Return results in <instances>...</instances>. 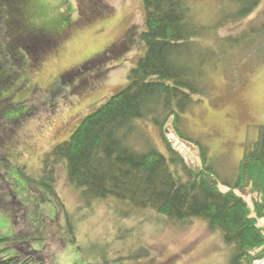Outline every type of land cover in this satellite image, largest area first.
Instances as JSON below:
<instances>
[{
    "label": "rangeland",
    "instance_id": "374dc122",
    "mask_svg": "<svg viewBox=\"0 0 264 264\" xmlns=\"http://www.w3.org/2000/svg\"><path fill=\"white\" fill-rule=\"evenodd\" d=\"M12 2L0 0V57L5 61L0 78L14 72L9 84H0V257L14 256L18 241L13 240L27 235L33 249L46 250L48 264H234L235 245L205 219L174 220L113 197L84 195L71 184L64 162L56 166L55 184L64 209L45 188H28L27 178L41 175L44 154L68 140L87 115L128 85L131 70L146 53L141 40L145 10L142 0H25L29 12L23 13L32 27L50 29L66 14L69 21L61 28L73 23L69 36L33 65L16 51L8 53V34L27 30L16 27L14 19L23 8L14 10ZM187 2L197 23L214 27L199 37L207 49H217L223 37L239 38L255 29L245 49L236 45L233 57L220 52L221 60L208 72L206 92L194 96L179 125L186 138L206 147L209 167L231 179L246 146L255 143L264 128V0L250 15L222 23L225 11L239 6L227 0ZM123 41L127 48L121 55L69 78L65 89L58 87L63 96L46 101V91L60 76ZM21 57L17 64L15 59ZM80 84L85 85L81 91L70 92ZM172 121L168 128L175 133ZM135 126L133 148L145 151L153 146L168 155L157 126L144 119ZM189 146L187 166L202 170L200 152L192 142ZM239 194L251 203L248 192ZM68 222L75 227L77 241L59 249Z\"/></svg>",
    "mask_w": 264,
    "mask_h": 264
},
{
    "label": "trees",
    "instance_id": "16d2710c",
    "mask_svg": "<svg viewBox=\"0 0 264 264\" xmlns=\"http://www.w3.org/2000/svg\"><path fill=\"white\" fill-rule=\"evenodd\" d=\"M227 2L239 9H227L221 23L246 17L260 4V0ZM12 3L16 11L23 8L20 18L14 16L16 27L26 26L27 30L8 34V53H20L31 60V64L38 65L56 49L55 44L60 45L69 36L72 24L61 28L69 21V16L65 13L50 29H38L30 25V17L26 14L29 8H25L27 4L23 5L25 0H13ZM142 3L146 29L141 40L146 53L131 70L128 85L87 115L68 140L44 154L41 175L27 178L28 188L32 192H38L37 187L45 188L59 208L64 209L55 193L56 166L64 162L71 184L84 195L100 199L113 197L174 220L203 218L211 227L219 228L228 243L235 245L234 264L264 260V128L258 140L246 146L236 176L231 179L218 176L207 164V149L202 142L186 138L179 128L182 115L195 103L194 96L206 92L208 72L221 60L220 52L233 57L236 45L241 43V48L245 49L255 29L239 38L223 37L218 50L207 49L199 37L214 27L197 23L187 0H142ZM126 48L124 41L113 44L104 53L69 70L46 91V101L54 96L62 97L65 92L58 87L65 89L70 84L69 78L81 77L110 57L117 58ZM23 57L15 62L20 64ZM4 65L5 61L0 57V70ZM101 75L98 73L97 77ZM13 76L14 72L2 76L1 87ZM84 87L77 85L70 92L72 89L79 92ZM138 119L150 121L160 129L168 155L153 146L145 151L132 147L130 138L138 131L135 126ZM171 120L179 136L196 145L202 170H192L169 146L166 130ZM238 192H248L251 203ZM14 202L19 204L17 200ZM28 239L26 235L13 240L18 241L13 246L15 255L0 257V264H48L46 250L33 249ZM76 241L75 227L68 222L66 236L58 240L59 249Z\"/></svg>",
    "mask_w": 264,
    "mask_h": 264
},
{
    "label": "built area",
    "instance_id": "2783aa9c",
    "mask_svg": "<svg viewBox=\"0 0 264 264\" xmlns=\"http://www.w3.org/2000/svg\"><path fill=\"white\" fill-rule=\"evenodd\" d=\"M171 141L173 142L174 147L179 150L180 152H185V146L182 145L179 141L175 140V138H172Z\"/></svg>",
    "mask_w": 264,
    "mask_h": 264
}]
</instances>
